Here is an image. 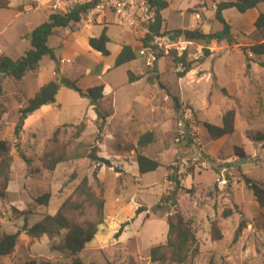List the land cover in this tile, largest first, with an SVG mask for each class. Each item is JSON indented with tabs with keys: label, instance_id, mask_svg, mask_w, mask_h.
Masks as SVG:
<instances>
[{
	"label": "rangeland",
	"instance_id": "obj_1",
	"mask_svg": "<svg viewBox=\"0 0 264 264\" xmlns=\"http://www.w3.org/2000/svg\"><path fill=\"white\" fill-rule=\"evenodd\" d=\"M48 1L0 0V55L16 59L30 48L29 33L47 21L52 11ZM165 1L167 6L160 10L163 35L195 28L208 33L222 27L214 11L216 3L224 0ZM259 12H264V3L245 12L223 10L222 18L230 25L234 41H191L186 54L192 69L182 77H178L182 67L172 60L174 46L154 49L157 58L153 65H146L140 55L131 62L130 72L136 76L133 82L128 81L126 65L114 66L99 76L94 73L98 66L93 56L76 57L63 69L66 77L82 89L102 81L113 90L102 102L109 116L100 134L89 100L62 86L54 103L25 118L15 138L13 129L26 95L19 93L9 77L1 78L0 103L7 108L0 117V139L11 144L12 163L7 198L0 199V235L13 233L24 223L25 214L13 213L12 207L27 212L28 225H32L47 214L54 215L64 200L81 199L73 191L86 176L91 191L104 199L105 218L78 254L81 264H154L150 248L165 241L167 217L175 211L163 199L175 186L167 178L171 166L176 167L179 183L185 188L176 191L177 209L191 221L199 244L192 264H264V207L245 181L251 179L264 189V67L259 64L264 55L243 51L258 40L253 22ZM116 21L110 27L112 41L105 62H113L115 40L124 37L121 30L132 37L126 25ZM59 44L57 34L49 37L48 45L56 54L61 53ZM204 49L208 56L204 57ZM75 63L88 75L81 76ZM55 64L45 56L39 62L42 76L37 82L31 74L25 76L28 96L34 92L31 83L33 87L40 84ZM60 65L64 64L58 59V71ZM173 96L178 98L177 108ZM229 109L235 112L234 131L211 138L203 122L221 126L222 115ZM81 122L85 128L77 136ZM55 129L58 134L54 138ZM146 131H152L154 139L141 151L160 166L140 174L135 151L138 136ZM93 148L96 157L109 160L111 167L89 158ZM51 153L66 159L49 171L46 164ZM46 191L51 195L48 205H36L33 199ZM140 206L146 210L136 213ZM227 209L231 213L223 218L222 211ZM64 213L84 225L93 218L94 209L85 206ZM241 221L245 227L233 242ZM121 225L122 232L115 236ZM215 229L220 230L221 239L215 237ZM62 236L63 232L35 239L21 232L13 252L2 257L0 264L32 260L34 264H70L68 252L60 249Z\"/></svg>",
	"mask_w": 264,
	"mask_h": 264
},
{
	"label": "trees",
	"instance_id": "obj_2",
	"mask_svg": "<svg viewBox=\"0 0 264 264\" xmlns=\"http://www.w3.org/2000/svg\"><path fill=\"white\" fill-rule=\"evenodd\" d=\"M156 8V20L151 26L154 34H159L162 25V18L160 10L167 6L165 0H149ZM264 3V0H224L216 3L214 11L215 18L222 24L221 29L215 32L205 33L202 30L195 29H183L174 30L175 36H182L185 40L197 41L204 44H209L215 40L217 42L225 41L231 44L234 41V37L230 32V25L222 18V11L228 8H234L239 12H245L249 9L255 8L258 4ZM93 5V2L75 5L71 10L66 13L53 11L49 14L48 20L36 26L28 35L30 40V48H28L24 54L19 58H11L6 55H0V79L9 77L21 95H24V76L29 73L33 77L37 76L39 62L44 56H48L51 60H54L58 64V58L54 52L53 47L48 45L49 37L54 33L56 28L68 27L80 20L81 13L87 11ZM6 6V5H3ZM2 7V5H0ZM255 33L258 36V40L248 47H243V51H248L255 56L264 55V12H259L256 19L253 22ZM109 38L106 35L105 29L102 30L99 36L91 37L88 40V44L94 50L99 51L103 56L109 55L107 43ZM204 57L208 56V49H204ZM172 60L177 66H181V72H178V77L184 76L189 70L192 69V62L187 60L186 51L181 54L175 50L171 51ZM137 58V53L131 48L130 45H123L120 52L117 54L114 60V66H119L126 62L132 61ZM261 67H264V62L259 63ZM56 78L43 84L35 94L26 99L25 105L20 109V117L16 122L13 135L15 138L19 137L21 130L24 127V120L27 116L36 110L42 109L55 102V97L61 86L67 87L76 91L80 96L86 97L89 100L88 106L93 110L95 114L94 124L96 126L98 134H100L105 125V119L109 116V112L102 106V102L105 100L103 95V84L99 83L91 86L87 89L80 88L75 80H71L67 77L58 75V68H55ZM128 73V81L133 82L136 76ZM1 92V87H0ZM175 107H179V101L176 96H173ZM6 104L0 103V117L6 112ZM235 112L233 109L227 110L221 118V126L214 125L208 122H203V127L206 133L214 139H218L225 135L231 134L234 131ZM85 124L81 122L76 127V134H79L84 130ZM58 134V129L53 132L55 138ZM154 139V133L152 131H146L138 136L136 147V163L138 172L140 174L153 171L160 163L146 155L141 151ZM11 144L8 140L0 139V199L7 198V184L9 181V169L12 163ZM94 148L89 152V158L94 161L102 162L108 167H111L109 160L96 157ZM19 157L26 162L24 153L17 149ZM240 158L243 157V153L238 154ZM64 155L49 154L46 168L49 171L54 170L55 166L65 161ZM171 171L167 174L169 181H172L175 186L170 193L164 197V201L171 207L175 208L174 214L167 217V233L163 243H159L150 248L149 257L150 261L154 264H192L193 259L199 254V244L194 235L191 221L183 216V214L177 209L176 191L178 189H185L179 183L177 177V169L168 166ZM95 175V174H94ZM246 183L252 189L256 200L264 207V189L260 188L251 179L245 178ZM73 194L82 197L81 199L70 201L64 200L59 209L54 215H45L40 221L35 222L32 225H28L27 212L18 211L15 207L11 210L15 214L24 215V223L21 228L17 229L13 233L0 235V259L4 256H8L14 250L17 243V238L21 232H24L28 237L39 238L42 235L51 236L52 234H61L62 245L61 250L67 251L71 258L70 264H81V260L78 254L83 249L84 245L89 242L96 234L98 226L101 225L105 218L104 213V199L102 195H96L91 191L88 185V179L84 176L79 184L74 188ZM50 192L46 191L37 195L33 201L38 206H47L50 200ZM85 206H91L94 209V216L91 220H86L84 225H80L73 219L66 216L64 213L66 210H83ZM146 210L145 206L137 208L136 213H141ZM231 211L229 209L222 211L223 218L229 216ZM245 227L244 221H241L236 228L233 235V242H235L242 229ZM123 225L116 231L115 236L120 235ZM264 231V230H263ZM214 235L217 239H221L222 234L219 229L214 230ZM24 264H34V261H28Z\"/></svg>",
	"mask_w": 264,
	"mask_h": 264
},
{
	"label": "crops",
	"instance_id": "obj_3",
	"mask_svg": "<svg viewBox=\"0 0 264 264\" xmlns=\"http://www.w3.org/2000/svg\"><path fill=\"white\" fill-rule=\"evenodd\" d=\"M43 1H46V0H43ZM49 5H50V3L48 1L47 2V7L50 9ZM38 6H40V5H38ZM38 6H33V7H38ZM256 17H255V19H256ZM116 22L117 21H116L115 17L112 14L108 13V12L97 13V14H95L92 17L87 15L86 12H84V13H81L80 20L78 22H76V23H74V24H72L71 26H68V27L56 28L52 35L57 34L59 36L60 44H59L58 47H59L61 53L60 54H56L55 53V54H56L58 59H67V60H69V62H66L68 64L61 63V64H64V65H60L61 67H59L58 74H63L64 75L63 77H66L65 76L66 74H64L63 69H65V66L69 67L70 66L69 64H71L76 57H80L81 56L82 59H87L86 58L87 56L88 57L93 56L94 57V61H95L96 65L98 66V68L95 69L94 73L98 74L99 76L105 75L112 68H114L115 57L120 52L122 46L125 45V44L126 45H130L131 48L137 53V57H139L137 51H138V49L140 47V42L132 34H131L132 37H128V35L125 33L126 31H122L121 30V33H122V35H124V37H121V38L115 40L116 41L115 42L116 43V48H115V54H114L113 62L112 61L105 62L104 61V57L105 56H103L99 51L94 50L93 48H91L90 45L88 44L89 38L99 36L100 33L102 32V30L105 29L106 35L109 38V42L107 43V48H108V44L112 41V37L110 36V27L112 25H115ZM132 38L136 41L135 43L132 41ZM53 49H54V52H55V48H53ZM108 50H109V48H108ZM109 54H110V51H109ZM134 60H136V59H134ZM134 60L126 62V63L121 64V65H126V67H127L126 70L127 71H131L130 64ZM140 60L142 62V59H140ZM111 62H112V64H111ZM56 65L57 64H55V66L51 69V75H47L46 74L45 75L46 77L41 79L40 84L35 85V87H33V84L31 83V86H32L31 88L34 89L33 90L34 92H33V94L31 96H28L27 88L24 87V91H25L24 94L26 95V99L32 97L35 94V92L43 84L47 83L50 80H54L56 78V75H57L55 73ZM71 68L72 67H70V69ZM75 68H77V70H79V73H80L81 76H84V75L87 74L86 71H85V68L80 67L76 63H75ZM25 76H24V78H25ZM40 76H42V72H40L39 67H38L37 76L33 77V78H35L34 81L37 82V79ZM100 83L103 84V95L104 96H106V94L110 90H111V92L109 93V95H111L113 93L111 85H110V87H111L110 88V87L107 86L106 82H102L101 81ZM85 89H87V88H85ZM40 110L41 109L36 110V112H39Z\"/></svg>",
	"mask_w": 264,
	"mask_h": 264
},
{
	"label": "built area",
	"instance_id": "obj_4",
	"mask_svg": "<svg viewBox=\"0 0 264 264\" xmlns=\"http://www.w3.org/2000/svg\"><path fill=\"white\" fill-rule=\"evenodd\" d=\"M93 2L86 14L90 17L97 13L108 12L126 25L131 34L139 40L138 55L145 58L146 65H153L157 58L154 49L171 48L181 54L192 42L173 34H154L151 26L156 20V8L149 0H49L52 11L66 13L75 5ZM61 63L69 62L60 59Z\"/></svg>",
	"mask_w": 264,
	"mask_h": 264
}]
</instances>
